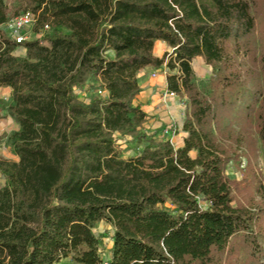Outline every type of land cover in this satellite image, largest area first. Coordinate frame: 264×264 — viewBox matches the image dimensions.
<instances>
[{
  "label": "trees",
  "instance_id": "obj_1",
  "mask_svg": "<svg viewBox=\"0 0 264 264\" xmlns=\"http://www.w3.org/2000/svg\"><path fill=\"white\" fill-rule=\"evenodd\" d=\"M259 2L22 0L15 15L36 22L18 43L0 0V87L17 125V158L0 151V264H238L241 253L264 264V183L227 173L243 165L244 144L264 148ZM198 57L213 68L206 90ZM165 65L167 89L185 103L180 145L148 135L136 102L141 72ZM101 221L113 226L107 258Z\"/></svg>",
  "mask_w": 264,
  "mask_h": 264
},
{
  "label": "rangeland",
  "instance_id": "obj_2",
  "mask_svg": "<svg viewBox=\"0 0 264 264\" xmlns=\"http://www.w3.org/2000/svg\"><path fill=\"white\" fill-rule=\"evenodd\" d=\"M5 5L11 10V13L15 16V12L21 8L22 0H3ZM253 13L256 16V29L254 32V46H255V60L256 69L261 70L264 67V0H260L257 7L253 8ZM34 26L31 28L33 31ZM52 30V29H51ZM49 30V31H51ZM48 31V32H49ZM25 50L18 48L16 49V54H24ZM160 56L165 52L163 48L157 51ZM169 58V57H168ZM248 63L252 65L250 57L247 58ZM194 70L196 74V80L199 87L203 90L207 89L209 80L213 71L211 65L207 64L203 58L198 57L193 62ZM162 68V67H161ZM160 69V68H159ZM164 71H168L167 66L163 67ZM162 73V70H157L153 68L148 72V77H152V81ZM142 84V83H141ZM143 85V84H142ZM250 85H253V82H250ZM164 87H162L158 92L148 96L144 95V104L146 105L147 110L149 111V120L144 125V131L148 135H155L158 139L167 138L168 134L166 130L169 127H172L175 131L174 134V143L177 145L176 135L181 131L176 127V123L180 126V121H182V114L185 108L184 99L180 95L173 96L171 98H163L165 92ZM82 98H86L85 92L81 93ZM11 89L8 87H0V107L2 110V117L0 119V151L3 155L16 159V155L13 150V146L9 140L11 132L17 127L14 117L10 114L9 106L11 103ZM177 128V130H176ZM254 136L258 139L257 133H254ZM120 146L123 150V153L126 157L131 156L135 153V142L130 139L121 140ZM243 165H237L232 163L230 168L227 170V173L231 178L238 180L239 182L244 183L249 178H253L254 182L258 179H261L264 183V148L262 141L258 139L255 151L254 148L249 150L246 144L243 145ZM248 155L251 157L249 158ZM249 159V160H248ZM249 162V166L248 165ZM245 166V168H244ZM252 167V168H251ZM252 171V172H251ZM96 230L98 233L103 235L101 250L104 257H109V248L112 245V232L113 226L106 221H101L97 224ZM229 256L226 255L224 258V264H230ZM238 264H244L245 256L241 255L238 258ZM57 264H71L69 258H63Z\"/></svg>",
  "mask_w": 264,
  "mask_h": 264
},
{
  "label": "built area",
  "instance_id": "obj_3",
  "mask_svg": "<svg viewBox=\"0 0 264 264\" xmlns=\"http://www.w3.org/2000/svg\"><path fill=\"white\" fill-rule=\"evenodd\" d=\"M36 22V18L34 15L27 13V12H21L15 16H13L9 22H8V28L11 35L16 39L18 43H22L26 40L31 39L34 37L33 31L31 28L34 26ZM52 29V26L49 24H46L44 26L43 32L49 31ZM166 72V71H165ZM100 94H104V90L98 91ZM173 96H176V93L173 91H170L169 89H165V92L163 94V98H171ZM166 133L168 134V137L173 142L172 137L175 134V131L172 127H169V129L166 130Z\"/></svg>",
  "mask_w": 264,
  "mask_h": 264
},
{
  "label": "crops",
  "instance_id": "obj_4",
  "mask_svg": "<svg viewBox=\"0 0 264 264\" xmlns=\"http://www.w3.org/2000/svg\"><path fill=\"white\" fill-rule=\"evenodd\" d=\"M162 48H163V51L166 52V50L168 49L167 44L164 41H158L155 47V53L159 55L157 51L161 50ZM153 68L155 67L148 66L141 72L140 74V76L142 77L141 83L143 84V85L141 84L142 91L136 98V102L141 104L144 107V109H146V111L148 110L146 108V105L144 104L145 102L143 98L144 95L147 94L148 96H151L152 94H155L156 92H158V90H160L162 87L167 88L166 72L163 70V67L160 68L162 70V73L159 75V77H156L154 81H152V77H148L149 76L148 72L152 70ZM155 69L160 70L159 68H155ZM184 134L185 133L181 130L176 135L177 138L175 142L177 143V145H180L182 143ZM172 139L174 142V136L172 137ZM110 248H109V252H110Z\"/></svg>",
  "mask_w": 264,
  "mask_h": 264
}]
</instances>
